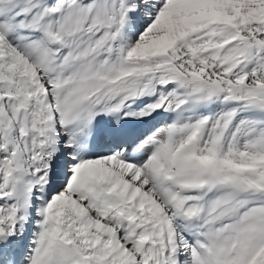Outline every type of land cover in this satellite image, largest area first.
<instances>
[{
    "label": "snow or ice",
    "instance_id": "snow-or-ice-1",
    "mask_svg": "<svg viewBox=\"0 0 264 264\" xmlns=\"http://www.w3.org/2000/svg\"><path fill=\"white\" fill-rule=\"evenodd\" d=\"M0 264H264V0H0Z\"/></svg>",
    "mask_w": 264,
    "mask_h": 264
}]
</instances>
